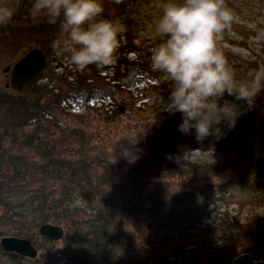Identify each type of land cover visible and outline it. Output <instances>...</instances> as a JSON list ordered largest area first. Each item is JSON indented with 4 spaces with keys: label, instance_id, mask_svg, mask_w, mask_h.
I'll use <instances>...</instances> for the list:
<instances>
[{
    "label": "trees",
    "instance_id": "obj_1",
    "mask_svg": "<svg viewBox=\"0 0 264 264\" xmlns=\"http://www.w3.org/2000/svg\"><path fill=\"white\" fill-rule=\"evenodd\" d=\"M145 1L150 0H121L119 4L114 3L113 0H101L104 16L125 20L129 29L119 35L120 47L115 63L107 66L90 65L83 71L77 68L72 74L69 73L68 65L63 62V59L68 60L64 56H57L51 48L52 41L59 33L58 25L49 24L44 19L34 23L29 12L31 0H16L13 6L8 4L15 8V13L7 26H0V65L18 59L19 51L24 50L27 45L38 46L48 57L59 58L60 62L57 64L59 66L52 75L65 89L59 92L52 81H46L44 77H39L33 83L26 85L24 94H14L11 88L0 86L1 207L17 208L22 211L19 214L35 216L39 222L63 224L68 220L71 221V216L74 218L76 216L74 227L81 233L85 226H88L87 230L90 232L96 233L99 230L104 231L111 224H103L108 222L101 218L105 215L101 204L107 205L112 210L111 215L114 219L120 217L122 209L124 216L129 215L130 212H137L139 219L157 218L156 220L162 224L169 222V226L173 229L171 230L179 233L178 238H181L182 232L187 233L184 239H188L199 224L205 227L191 205L187 206L186 222L188 223L183 224L181 211L188 193L181 197L183 190L174 191L170 179L178 175L171 173L172 168L179 167L176 172L180 173L184 168V162L181 159L174 162L166 152L178 145L201 143L205 139L198 138L195 129L188 134L178 130L182 123L181 113H178L172 121L168 117L170 112L165 109L170 95V82L167 78H160L158 71L153 70L150 61L151 49L158 40L142 35L139 29H135L137 22L135 9ZM160 1L162 6L167 2V0L153 2L160 3ZM109 10H114L116 13L111 15ZM161 14L162 10L158 12V15ZM155 21L152 20L154 23ZM216 45L227 61L228 67L240 74L243 81L247 80L246 73L240 70L241 64L236 58L233 59V53L222 43ZM140 83L146 88L140 91L141 99L131 91L132 86L137 87ZM234 97L226 93L218 103L223 105L227 101L236 107L238 118L233 127L236 138H232V141H238L237 139L246 129L244 120L252 119L258 108H254L251 101L250 103L243 100L234 101ZM108 100L109 105L106 106ZM150 100L154 101L152 106L149 105ZM255 100L257 97L253 101ZM75 107L81 110L78 111ZM257 128L260 130L259 133L264 134V127H252L251 130L255 132ZM134 136H136L134 141L128 139ZM245 142L247 141L243 143ZM243 143L236 142L233 145ZM156 144L162 145L160 148L164 153L154 152L158 149ZM124 148L125 152L135 150V153L130 158L129 156L126 158ZM140 154L142 157L139 156ZM131 159H135V162H129ZM139 160H142L141 163L138 162ZM224 161L211 165L189 164L193 168L191 171L193 180H197L196 177L199 176L201 169L208 172L210 180L223 177L224 171L228 168L234 171L235 160L226 158ZM119 162H126L128 165L124 170V179L127 183H131L128 187H123L125 201L120 206L115 203L108 204L105 194L102 193V187L99 186L102 184L109 188L117 187L116 181L119 180L122 171ZM139 164H144L146 171L140 173ZM260 166L254 169L247 161L244 166L248 168L247 177L242 176L246 174L242 170L241 177L235 179L262 188L263 181L252 177L255 173L264 176V166ZM165 172L170 176L164 178ZM34 173L56 180L58 184L56 186L49 184L34 191H12L19 189V185ZM140 177L147 183L144 182L146 188L143 187L139 192L133 183L136 184L134 181H139ZM151 177L154 181L152 186L148 182ZM206 184L207 182L200 190H197V187L193 188L188 196L196 200L202 195L210 198L216 191H211L212 187ZM85 189L93 193V200L87 202L86 206L78 203L80 194ZM198 191L202 195L196 198ZM14 192L19 194L15 196ZM176 193L179 194L176 196ZM136 199L141 200L138 205L135 204L136 202L133 203L137 201ZM48 208L52 211H48ZM201 209V207L197 208L198 213L205 218L208 217L206 209ZM78 214L84 215L83 218L87 220L79 219ZM188 224L191 231L184 229ZM99 237L102 244H99L100 247L107 240L105 234ZM116 238L115 235L112 239L117 240L119 237ZM167 238L176 237L175 235L170 237L169 234ZM189 249L195 251L194 248ZM181 252L186 256L180 258L183 264H199V260H194L191 252H184V248ZM133 262L135 263L129 261L125 254V258L118 264Z\"/></svg>",
    "mask_w": 264,
    "mask_h": 264
},
{
    "label": "rangeland",
    "instance_id": "obj_2",
    "mask_svg": "<svg viewBox=\"0 0 264 264\" xmlns=\"http://www.w3.org/2000/svg\"><path fill=\"white\" fill-rule=\"evenodd\" d=\"M153 1L154 0H150L149 2L145 1L141 6L135 9L134 12L135 19L137 20L135 29H139L142 35H146L147 37H154L152 32L154 22H152V20H157L161 16L158 15V12L162 10L163 7L161 1L160 3ZM14 2H16V0H6V3L9 5H12ZM154 3L156 5H154ZM225 3L234 14V21L230 29H225L219 34L216 43L224 44V46L233 53V59L236 58V60H238L237 62L241 64L240 70L246 73L249 79L253 70L264 65V0H225ZM109 13L113 15L116 12L114 10H109ZM103 17L118 22V24L122 26L120 34L129 29L127 22L119 17L108 18L104 16V14ZM136 44H138V41H136ZM31 46L32 45H27L24 50H20L18 53L20 57L18 59L0 65L1 88H11L12 93L19 94L13 90L10 85L11 68L30 49L38 47ZM48 58L47 66L40 77H44L46 81H52L53 85L61 92L65 87L58 83L57 79L53 78L52 75V72L59 66L57 65L60 62L59 58ZM63 62L68 65L70 74L77 69V67L73 66L65 59H63ZM233 73L235 74L237 82L243 81L240 74ZM158 74L160 78H166L163 73L158 72ZM131 88L132 93L139 96L140 99L142 98L140 93L146 90L143 83L138 84L137 87L132 86ZM22 93L24 94L25 91L23 90L20 94ZM235 100L237 99L234 97V101ZM241 101L242 100H239V102ZM152 102L154 101H151L149 105L152 106ZM251 103L254 108H258V110L255 111V115H253V111L252 119L249 118L248 120H244L246 129L243 130L242 135L237 139L238 141H232V138H236L233 127L227 122H222L217 125L221 130L219 136L211 135L205 137V140L201 143L189 145L182 144L176 146L174 149L166 151L167 156L171 160H174V162L179 159L184 162V168L182 171L180 170V173L176 172L179 167L175 166L172 168L171 173H177L178 175L175 177L172 176L173 179H170L171 182H173L174 191L177 189L183 190L181 197H184V194L186 195L188 193L184 208L181 211V213H183V224L188 223L186 222V213H188L187 206L191 205L195 208V214L197 212L198 217L203 221L205 227H201L199 224L197 225L196 231L193 232L194 234L188 236V239H184L187 233L184 234L182 232L180 234L181 238H178L179 233L177 231H175V233L172 231L173 229L169 226V222L162 224L156 220L157 218L148 220L139 219L137 212H130L129 215L124 216L122 215V209L120 217L114 219L111 215L112 210H110L107 205L103 206V204H101V209L105 214L101 218H104V220L106 219L108 222L103 224H111L107 226L104 231L99 230L96 233L87 230L88 226H85L82 233L76 230L77 244L79 243L83 249H85L86 253L90 251L92 256H105L108 261L113 264L117 262L116 255L120 252H122V259H124L125 254H127L129 261H135V263L129 264H183L180 258L186 256L182 254V248H184V252H191L194 256V260H199V264H212L215 260H221L224 255L228 256L229 260L236 259L240 255L247 253V251L244 252V250L249 246L255 249L253 255L257 261L264 259V186L261 185L262 188H260L259 186L256 187L255 184L251 185L248 182L235 179V177H241L242 170L243 173H246L242 176H245V178L247 177L248 168L244 167L247 161L254 169L261 167L260 165H262V167L264 166V134L259 133L260 130H258V128L255 129V132H253V129L251 130L252 127H264V91L257 96V100L251 101ZM105 105H109V100ZM75 108L77 110L79 109L78 107ZM177 114L178 113H169L168 117L172 121ZM248 115H250V113ZM244 141L247 142L243 143ZM236 142L243 144L233 145ZM155 146L158 148L154 151L156 154H160L161 152L164 153L162 148H160L162 145L156 144ZM195 150H199V153L195 154L193 162H189L186 159V153ZM123 151L125 152V148ZM129 151L131 154L135 153V150ZM142 152H144V150H142ZM146 154L147 153H145V155ZM131 156L133 155H130L129 158ZM139 156L142 157V154ZM226 158L235 160L233 167L234 171L228 168L224 171L225 174L223 177L210 180L208 172H204L203 169H201L199 171V176L196 177L197 180H193L194 176L191 174L193 168H191L189 164L211 165L216 162H223ZM141 161L142 160H139L138 162L141 163ZM147 163H149V161H147ZM241 164L243 167H241ZM118 165L120 166V171H122L120 172L119 180L117 179L118 181H116L117 187L109 188L102 184L99 186L102 187V193L105 194L108 204L115 203L120 206L123 201H125L123 187H128L131 183H127L124 179V170L128 166L126 162H119ZM139 169L141 170L140 173L146 171L144 170V164H139ZM183 174H185V176H183ZM233 175L234 177H232ZM169 176L170 174L168 172L164 173V178ZM252 177L262 180L264 184V176H259L258 173H255ZM138 180L139 181H134L136 184H133L140 192L143 187L146 188L145 184L147 181L141 177L138 178ZM148 182H150V186H152L154 182L152 177ZM205 182H207L206 185L212 187L211 191H216L210 198L206 195H202L199 191L197 192L198 196L196 198L200 195L202 196L197 200L188 196L190 190H193L195 187H197V190H200ZM49 184L51 186H56L58 182L49 177L42 176L39 173H34L19 185V189H12V191H34ZM18 194L19 192H14L15 196ZM23 194L25 195V193ZM177 194L179 193L175 195L177 196ZM91 201H86L80 197L78 203L85 205L87 202ZM140 201L141 200L138 199L137 201H133V203L136 202L135 204H137ZM197 206L206 209L208 217L205 218V216L198 213ZM50 209L51 208H48L47 210L52 211ZM78 216L79 219L83 221L87 220V218H83L84 215L82 216V214H78ZM75 219L76 216L75 218L71 216L70 224L73 226ZM116 227L118 228L116 229ZM184 229L191 231L189 224L185 226ZM103 234L106 235L105 239L107 242L99 247V244H101L99 236ZM169 234L170 237L175 235L176 238H170L171 240L168 239L167 237ZM115 235L117 238L119 237L118 239L116 238L117 240H113ZM185 240L188 242H185ZM218 240H222V242L219 243ZM186 247H188V249ZM189 248H194L195 251H191Z\"/></svg>",
    "mask_w": 264,
    "mask_h": 264
},
{
    "label": "clouds",
    "instance_id": "obj_3",
    "mask_svg": "<svg viewBox=\"0 0 264 264\" xmlns=\"http://www.w3.org/2000/svg\"><path fill=\"white\" fill-rule=\"evenodd\" d=\"M29 12L34 23L44 19L58 25L51 48L79 70L115 63L122 26L103 17L101 0H31ZM14 13L15 8L0 0V26H7ZM233 21L225 0H167L154 23L158 43L151 49V65L170 82L165 110L182 114L178 130L184 134L195 129L200 139L219 136L217 125L227 122L234 127L238 118L236 107L227 101L221 105L219 99L227 93L250 103L264 91V65L253 70L249 79L237 82L217 48V37ZM196 153L199 150L186 153V159L193 162ZM130 155L125 152L126 158Z\"/></svg>",
    "mask_w": 264,
    "mask_h": 264
},
{
    "label": "flooded vegetation",
    "instance_id": "obj_4",
    "mask_svg": "<svg viewBox=\"0 0 264 264\" xmlns=\"http://www.w3.org/2000/svg\"><path fill=\"white\" fill-rule=\"evenodd\" d=\"M21 212L0 207V264H113L105 256H92L90 251L86 253L77 244L76 229L70 220L63 224L39 222L37 217L21 215ZM44 224L60 227L61 236L51 239L43 234L41 226ZM254 250L249 246L244 252L254 258ZM116 256L115 264L121 263L122 252ZM233 260L224 255L212 264H230Z\"/></svg>",
    "mask_w": 264,
    "mask_h": 264
},
{
    "label": "water",
    "instance_id": "obj_5",
    "mask_svg": "<svg viewBox=\"0 0 264 264\" xmlns=\"http://www.w3.org/2000/svg\"><path fill=\"white\" fill-rule=\"evenodd\" d=\"M48 57L40 47L30 49L23 57H21L11 68L10 85L17 93H21L25 86L33 83L44 72ZM20 97H22L20 95ZM81 198L86 201H91L93 194L90 190L82 191ZM61 228L51 224L41 226V232L48 235L51 239H58L61 236ZM231 264H264V261H255L248 254H242Z\"/></svg>",
    "mask_w": 264,
    "mask_h": 264
},
{
    "label": "bare ground",
    "instance_id": "obj_6",
    "mask_svg": "<svg viewBox=\"0 0 264 264\" xmlns=\"http://www.w3.org/2000/svg\"><path fill=\"white\" fill-rule=\"evenodd\" d=\"M255 260V259H254ZM255 261H257V260H255ZM259 261H264V259H260Z\"/></svg>",
    "mask_w": 264,
    "mask_h": 264
}]
</instances>
